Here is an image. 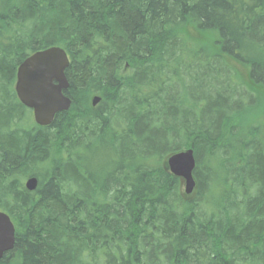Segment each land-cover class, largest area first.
<instances>
[{"label":"trees","instance_id":"16d2710c","mask_svg":"<svg viewBox=\"0 0 264 264\" xmlns=\"http://www.w3.org/2000/svg\"><path fill=\"white\" fill-rule=\"evenodd\" d=\"M53 47L72 105L44 128L15 84ZM263 102L264 0H0V264H264Z\"/></svg>","mask_w":264,"mask_h":264},{"label":"water","instance_id":"95a60500","mask_svg":"<svg viewBox=\"0 0 264 264\" xmlns=\"http://www.w3.org/2000/svg\"><path fill=\"white\" fill-rule=\"evenodd\" d=\"M70 61L59 47L49 48L28 57L17 70L15 92L19 102L32 112L34 123L39 127H50L58 114L68 112L72 101L66 96L69 83L66 70ZM94 97L92 106L100 103ZM169 172L184 184V193L191 196L196 189L194 171L196 160L192 149L171 155L166 160ZM26 189L34 192L38 180L26 181ZM16 244V228L11 218L0 211V260L10 253Z\"/></svg>","mask_w":264,"mask_h":264},{"label":"rangeland","instance_id":"374dc122","mask_svg":"<svg viewBox=\"0 0 264 264\" xmlns=\"http://www.w3.org/2000/svg\"><path fill=\"white\" fill-rule=\"evenodd\" d=\"M189 37L193 41H196V42H199V43H204L205 46L207 48L211 49V50L214 47L213 43H214L215 39H217V35L216 36L214 34L201 35V34H198V33L194 32L192 29H190ZM235 65H236L235 67L239 71V76H241L244 81H246V80L248 81V75H247L246 69L242 68L240 65H237V64H235ZM91 103H92V101H91ZM248 120H251V121H255L256 120V122H264V102L261 103V105H260L259 109L256 111V113L253 112L248 117ZM182 192L184 193V184H183V182H182Z\"/></svg>","mask_w":264,"mask_h":264}]
</instances>
